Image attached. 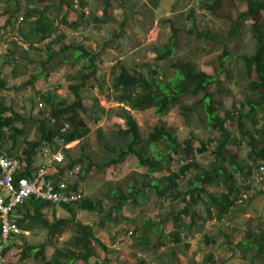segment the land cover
Masks as SVG:
<instances>
[{
  "label": "rangeland",
  "instance_id": "1",
  "mask_svg": "<svg viewBox=\"0 0 264 264\" xmlns=\"http://www.w3.org/2000/svg\"><path fill=\"white\" fill-rule=\"evenodd\" d=\"M69 1L71 3L75 0ZM58 2L59 0H33L32 5V8H36L37 15L45 5L49 7L47 15L49 14L54 26L58 28L52 35V50L56 51L61 42L71 47L83 45L98 53L96 78H90L81 91L85 110L75 117L77 121H83L90 131L83 139L67 144L66 148L69 149L64 151V168L76 157L81 160L83 156H88L90 161L101 164L114 158V155L106 152L104 145L113 151L124 147L126 139L118 137L114 132L125 127V116L129 112L138 124L143 138H146L154 125L163 123L179 142L189 137L193 147L200 146V142H206V150L193 155L195 165L206 167L212 161L211 151L219 136L210 127L214 115L206 110L209 102L207 96L201 93L195 96L184 95L180 103L158 117L152 108L130 111L128 105L119 103V93L113 90L112 81L120 64L129 70L137 69L145 76L149 75L148 66L153 67L158 72V78L165 80L174 72L171 65L182 60L217 77L219 85L214 82L208 86V92L223 104L216 112L217 116H223V111L234 104L239 107L247 95H252L248 89L249 78L245 75L238 57L253 51L254 42L248 30L253 21L246 19L245 25L238 32H232L231 27L232 21L245 10V1L222 0L214 5L215 0H77V7L73 8L82 10L85 15L81 22L71 27L59 24L60 8L56 10ZM14 3H0V78L4 81L3 88H0V100L6 106L22 108L20 110L23 113L19 114L25 113L27 116L33 109L32 103L35 104V117H27L23 125L18 123V128H22L21 133L15 135L14 130L6 132L7 136L15 135L13 145L20 142L23 149V137L27 140L29 137L38 138V126L34 119L40 116L47 119L52 132L59 131L60 127H71L72 114L58 119L49 117L58 102L68 105L74 100L68 86L77 82V73L81 70L83 61H74L66 55L68 59L63 65L59 63V66L58 57H55L44 68L41 61L48 54L45 49L46 41L28 48V38H24L32 34L29 23L32 24L38 16L34 15L30 19L27 12L22 10L23 1H17L18 8ZM79 3L85 7H80ZM51 4H54L52 8ZM4 11H13L10 28L15 32H11V29L5 30L4 20L7 15L3 16ZM70 15L69 21L74 20L73 13ZM255 17L257 24L261 25L264 11H258ZM172 27L176 30L172 42L174 54L165 60H158L156 56L168 44ZM21 42L26 44L21 45ZM14 45L21 46L23 51L15 49ZM224 48L229 55L221 69L218 55ZM9 61L14 64L10 65ZM48 72L51 74L48 75ZM35 74H40L41 78L34 83H24ZM218 86L221 92L218 91ZM182 106L188 108L186 115ZM247 109L245 107L244 112ZM254 120L256 123L252 125L251 120L243 117L242 129L250 131L254 136L257 149L264 148V136L256 133V130H264V109L256 110ZM225 125L231 132L226 150L235 155L236 163L251 164L248 158V136H241L236 121L226 122ZM52 137L56 140L57 135L52 134ZM156 146L165 149L163 143ZM172 157L174 160L168 166L175 171L182 161L179 163L175 154ZM124 160L126 161L123 163L104 169L92 167L82 172L88 163L84 159L75 165L78 170L68 177V182L76 183L85 198L101 200L103 205V212L74 210V219L90 225L96 239L91 241L93 255L86 264H252L253 250L243 246L242 242L247 240V235L251 237L252 234L264 230V174L254 170L251 179L243 181L249 187L248 199L242 205L233 204L227 216L218 221L214 220V216L207 215L205 206L208 199L204 193H200L201 200L192 201V207L199 218L193 219L194 225L189 227L188 232L181 225L180 239L176 242L169 235L174 231V226L168 212H178L183 205L182 201L159 202L156 198H161L146 190L145 199L138 198L136 203L125 201L119 206L113 195L119 190L126 191L130 186H138L142 180L159 178L166 171L144 176L145 169L135 166L133 156ZM225 165L229 169L233 168L228 160ZM195 174L198 172L190 169L178 180V189L185 199L188 198L185 193L199 186ZM237 181L240 183V178L237 177ZM207 190L218 193L223 191V186L214 185L207 187ZM159 204H163L162 208ZM22 213L23 210L21 215ZM42 213L50 222L55 218L70 216L60 205H49L43 208ZM165 215L168 219L161 227L158 226L157 223ZM183 221L187 224L189 219L183 218ZM21 227L23 233L7 245L8 247L13 244V247L6 254L5 264H44L32 255H28L22 262L19 261L20 246L43 244V255L45 259H50L56 249L64 250L69 247L68 241L75 234L71 226L59 233H49L34 219L22 221ZM98 242L103 243L108 251L101 250ZM256 262L261 264L259 259ZM79 264L85 263L80 261Z\"/></svg>",
  "mask_w": 264,
  "mask_h": 264
},
{
  "label": "trees",
  "instance_id": "2",
  "mask_svg": "<svg viewBox=\"0 0 264 264\" xmlns=\"http://www.w3.org/2000/svg\"><path fill=\"white\" fill-rule=\"evenodd\" d=\"M6 1L10 0H0V3H5ZM221 1L222 0H215L214 5H217ZM244 1L245 10L240 12L232 21L231 29L232 32H238L239 29L245 25L246 19H251L253 21L248 26L250 36L254 42L253 51L249 54H240L238 57L245 75L249 78L248 89L252 95H247L245 101L241 103L239 107H236L234 104L231 108H227L223 111V116H217L216 112L223 104L208 92V86L211 83L215 82L219 85L217 77L211 76L197 68L194 64L182 60H177L171 65L174 72L165 80L158 78V72L153 67L148 66L149 75L145 76L137 69L129 70L123 64H120L118 66L119 70L114 75L112 81L113 90L119 93L117 97L119 103L128 105L130 111H144L152 108L155 115L158 117L165 115L169 108L180 103L184 95L195 96L198 93H201L207 96L209 102L206 106V110L214 115L210 127L215 130L219 136L216 138L215 145L211 151L213 156L212 161L206 167H200L193 163V155L195 153H203L206 150V142H200V146L197 147L191 145L190 137L179 142L163 123L154 125L147 133L146 138H143L140 128L131 115V112L125 116V127L123 129L118 128L117 131L114 132V134H118L121 138L126 139L124 147H118L113 151L104 145L106 152H110L114 155V158H111L100 165L90 161L88 156H83V159L88 160V168L85 170L91 167L104 169L110 165L123 163L126 161L124 160L125 158L133 156L135 158V166L143 167L145 169L144 176L154 172L166 171L159 178L149 179L148 181L142 180L138 186H130L126 191L119 190V192L114 193L113 195L118 201L117 204L119 206L125 201L136 203L138 198L145 199L147 195L146 190H149V193H154L155 196L161 198V200L156 198L159 202L182 201L183 205L178 212H168V215L171 216V223L174 226V231L169 235L173 237V240L176 242H179L180 239L179 232L181 225L188 232L189 227L194 225L193 219L199 218V215L192 207V201H200V193H204L208 199L205 206L207 215L209 217L214 216L215 221L221 220L227 216V213L233 204L242 205L248 199L247 194V199L243 200L242 203H238L241 194L247 193V189L249 188L243 181L251 179L254 175V170H258L261 162L257 161L262 160L264 162V148L257 149L255 147L254 136L251 135L250 131L242 129L241 121V119L245 117L248 120H251L250 122L254 125L256 123L254 120L256 110L264 109V21L259 25L257 24V20H255V14L258 11H264V0ZM73 3L74 1L70 3L69 0H59L58 2L57 9L60 8L63 10V13L60 14L59 24L64 27H71L76 23L81 22L82 17L85 15L82 10H75L73 8ZM53 6L54 4H51V8ZM79 6L82 8L85 7L83 4L80 5V3ZM16 8H18L17 4ZM48 9L49 7L45 5L39 10L38 17L33 20L32 24L31 22L29 23L32 28V34L24 38H28V48L35 43L40 45V43L46 41L47 44L45 49L48 51V54L46 58L41 61L42 66L47 65L55 57L59 58V63L61 64L65 62L66 55L72 56L75 60L83 61L82 68L77 73V82L69 84L68 86L69 91L73 94L74 100L68 105H65L63 102H58L54 106L49 117L52 119H58L67 114H72L73 120L71 127L64 129L59 126V131L52 132V130H49L47 133L49 138L52 137V134L59 135L58 137L63 138L64 144H69L75 140L83 139L90 131L83 121H77L75 117L79 112L85 110L81 91L90 78H96L98 53L90 51L83 45L71 47L61 42H59V47L56 51L52 50L51 45L54 43L52 35L58 28L54 26L53 21L47 15ZM3 13L4 15H7L6 20H4V26H11L10 17L13 15V11L11 13L4 11ZM72 13L75 18L74 20L69 21V16H71L70 14ZM27 16H30V14H27ZM171 30L172 34L168 44L165 46L164 50L156 56V59L158 60H165L167 57L174 54L172 42L176 30L174 27H172ZM205 35L210 37L208 33H205ZM14 47L15 49L23 51L21 46L14 45ZM9 53L11 54V52ZM228 55L229 52L225 48L218 55L221 69L224 68V62ZM39 75L35 74L31 80H26L24 83H34V80L38 78ZM3 86L4 81L0 78V88H3ZM218 91H222L220 87ZM245 107L248 108L246 112H244ZM187 109V107L185 108L182 106L184 115L187 114ZM7 113H9V115H7ZM35 114L36 113H34L31 118H34ZM45 119L46 118L44 117L36 119L40 129L39 138L35 141H26V147L21 153L28 168L31 167L33 163V158L37 149L45 141ZM24 121H26V118L17 114L11 105L6 106L0 103V145L3 139L6 138V132L8 130H14L15 135L16 133H21L22 128H16L15 122H22L23 125ZM230 121L237 122V127H239L242 137L248 136L247 143L250 147L248 158L251 160V164H242L241 162L236 163L235 155L233 156L226 150V144L231 136V132L226 128L225 124ZM256 133L264 136L263 129L256 130ZM158 143H163L165 149L162 150L158 148L156 146ZM173 154L177 155L179 163L182 161V164L175 171L171 170L168 166L169 162L174 160L172 157ZM227 160L229 161V164L232 165V169L227 168L225 165V161ZM75 163V161H71L67 165L68 169H71ZM67 167L66 170L63 168L59 173H57L56 170L51 169L54 172L49 171L48 177H54L53 173L59 176L65 174L69 171L67 170ZM54 168L56 169L58 166H55ZM190 169H195L198 172V174H195L194 176L199 181V186L185 193L188 195V198L185 199L184 194H181L178 189V180ZM85 170L83 169L82 172ZM63 177L66 176L63 175ZM237 177L240 178V183H238ZM219 184L223 186V191L217 193L207 190V187ZM77 189L78 185L76 183L70 184L67 187V190ZM26 204L31 205L34 209L33 214L30 215L28 219L37 220L49 233H59L65 228L71 226L73 227L75 234L68 241L69 247L64 248V250L56 249L54 255L50 259H45L43 255V244H23L20 246L19 261L22 262L28 255H32L33 258L43 261L44 264H79L80 261L85 264L87 263L88 259L93 255L91 241L96 239L94 238L93 229L90 225L83 224L74 219V210L80 209L103 212L101 200L92 201L83 198L75 204H62L60 206L65 209L70 216L55 218L52 222L48 221L40 212L42 208L49 206V203L29 198L21 209L26 206ZM160 206L162 208L163 204ZM21 209L17 210L18 215L21 214ZM183 218L189 219L187 224L183 223ZM21 219L22 217L18 218L16 221L17 224H19ZM166 219H168L167 215L162 216L157 225L161 227ZM149 224H151V222ZM247 233L248 231L245 232L246 235ZM161 234L162 232L160 235ZM252 235L253 236L251 237H248L249 235H247V240L242 242V245L253 250L252 264H257L256 259H259L261 264H264V230ZM98 244L101 250L104 252L108 251L103 243L98 242ZM12 247L13 244L12 246H6L4 248V259L8 250ZM2 264H5V260Z\"/></svg>",
  "mask_w": 264,
  "mask_h": 264
},
{
  "label": "built area",
  "instance_id": "3",
  "mask_svg": "<svg viewBox=\"0 0 264 264\" xmlns=\"http://www.w3.org/2000/svg\"><path fill=\"white\" fill-rule=\"evenodd\" d=\"M73 6L76 8L77 3ZM56 140L61 143L58 147L43 149L45 162L29 168L20 158L5 154L0 145V264L4 262V248L23 233L16 222L19 216L17 210L29 198L50 205L75 204L85 198L80 189L67 190L70 185L68 177L78 170L77 167L67 171L66 177H48L51 169L55 170V166L64 162L63 138L56 137ZM258 171L264 174V162H261ZM246 199L247 193H242L238 203Z\"/></svg>",
  "mask_w": 264,
  "mask_h": 264
},
{
  "label": "crops",
  "instance_id": "4",
  "mask_svg": "<svg viewBox=\"0 0 264 264\" xmlns=\"http://www.w3.org/2000/svg\"><path fill=\"white\" fill-rule=\"evenodd\" d=\"M10 1H13V3H14V5L17 3V1H21V0H10ZM23 1V8H22V10L26 13L27 12V14H30V19H32V18H34V15H37V12H35V10H36V8H32V5L34 4L33 3V0H22ZM77 0H75L74 2H76ZM6 2H9V1H6ZM9 9V8H8ZM59 9V8H58ZM58 9H56V10H58ZM4 10H7V9H4ZM37 11V10H36ZM3 13V12H2ZM38 13H39V11H38ZM59 13L60 14H62L63 13V10L62 9H60L59 10ZM49 15V14H48ZM3 16H5L4 14H3ZM38 16V15H37ZM36 19V18H35ZM34 19V20H35ZM11 26H9V25H6L5 26V30L6 31H8L9 29H11L10 28ZM1 31H3V30H1ZM11 32H15L13 29H11L10 30ZM3 35V34H2ZM2 36L0 35V38H1ZM21 45H25L26 43H20ZM35 45V44H34ZM4 46V45H3ZM3 46H2V48H3ZM36 47H39V46H36ZM0 50H2L1 48H0ZM39 51V50H38ZM3 51H1V53H2ZM71 58H72V60H74L75 61V59H73V57L72 56H70ZM29 58H30V56H29ZM67 59L68 58H66L65 57V62L67 61ZM37 60H39V59H37ZM51 62V61H50ZM49 62V63H50ZM9 63V62H8ZM12 63L10 62V65H11ZM14 64V63H13ZM12 64V65H13ZM57 64L60 66V64H59V58H58V62H57ZM61 65H63L62 63H61ZM59 66H58V68H59ZM46 67V65L44 66V68ZM12 69V68H11ZM10 69V70H11ZM61 71V70H60ZM48 75H50L51 73L50 72H48L47 73ZM20 78V77H19ZM41 77H38V78H36L35 80H34V82L36 81V80H38V79H40ZM0 103L1 104H3L2 102H1V100H0ZM34 103H32V106H33V109H32V111L31 112H28V116L24 113V114H19L22 110H20V109H22V108H16V107H13V109H14V111L17 113V114H19V115H21L22 117H24V118H26L27 119V117L28 118H31V116L32 115H34V113H35V110H34V106H35V104L33 105ZM3 105H5V104H3ZM16 109H18V110H16ZM21 113H23V112H21ZM7 115H9V113H7ZM41 118V117H40ZM33 119V118H32ZM18 123H20V124H22V122H15V127L16 128H18V127H20V126H18ZM34 123L38 126L39 124L37 123V121H36V119H34ZM49 122H47V119H45V128H44V132H45V141L39 146V148L37 149V151H36V153H35V156H34V158H33V163H32V165H31V167H37V166H39V165H42L44 162H45V159L42 157V151H43V149H45V148H56V147H58L60 144H58V142H57V140H55V138H53V137H48L47 136V133H48V131L51 129L50 127H49V124H48ZM19 129H21V128H19ZM10 130H8V132H9ZM38 131H39V135H40V129H39V126H38ZM58 137V136H57ZM118 137H120V135H118ZM14 138V137H13ZM13 138H11V137H9V136H6V138L5 139H3V141H2V143H1V147H2V150H3V152L5 153V154H7V155H9V156H16V157H19L21 160H23L24 161V159L22 158V156H21V153H22V151H23V149L26 147V141H35V140H37L38 138H39V136H38V138H30L29 137V139L27 140V139H25L24 137H23V142L25 141V145L23 146V149L21 148V143L19 142V144L18 145H13ZM49 138V139H48ZM20 141V140H19ZM76 141V140H75ZM74 142V141H73ZM72 143V142H71ZM70 144V143H69ZM3 145V146H2ZM67 147V144H65L64 145V149L62 150L63 151V154H64V151H67V150H65V149H69V148H66ZM74 147V146H73ZM79 157H76L75 159H71L70 161H69V163L71 162V161H75L76 163H75V165L77 164V163H79V162H83L84 161V159L83 158H81V160H79ZM25 163V162H24ZM64 163V162H63ZM62 163V164H63ZM94 163H97V164H101L100 162L98 163V162H94ZM60 165V166H58V168H56L55 170H56V172L57 173H59V171L60 170H62L63 168H64V164L63 165ZM73 166V167H77V166ZM57 167V166H56ZM72 167V168H73ZM71 168V169H72ZM86 168H88V163H87V165H86ZM86 168H84V170L86 169ZM92 168V167H91ZM91 168H89V169H91ZM71 169H67V170H71ZM89 169H87V170H89ZM65 170H66V166H65ZM86 170V171H87ZM50 172H54L53 170H50ZM64 173H65V171H64ZM67 173V172H66ZM258 173H260L259 171H258ZM260 174H262V173H260ZM63 175H65V174H63ZM63 175H57V174H55V173H53V176L54 177H51L52 179H56V178H59V177H62ZM25 208V209H24ZM45 208V207H44ZM22 210H23V213H22V216H21V214L18 216V218H21L22 217V219L20 220V222H19V225H20V228H21V230H22V227H21V222L22 221H26V220H28V218H29V216L30 215H32L33 214V212H34V209H33V207L31 206V205H29V204H26V206H24L22 209H21V212H22ZM42 210H43V208L40 210V212L42 213ZM31 213V214H30ZM24 214V215H23ZM42 215H43V213H42ZM18 218H17V220H18ZM23 231V230H22ZM25 231V230H24Z\"/></svg>",
  "mask_w": 264,
  "mask_h": 264
},
{
  "label": "clouds",
  "instance_id": "5",
  "mask_svg": "<svg viewBox=\"0 0 264 264\" xmlns=\"http://www.w3.org/2000/svg\"><path fill=\"white\" fill-rule=\"evenodd\" d=\"M64 149V148H63Z\"/></svg>",
  "mask_w": 264,
  "mask_h": 264
}]
</instances>
